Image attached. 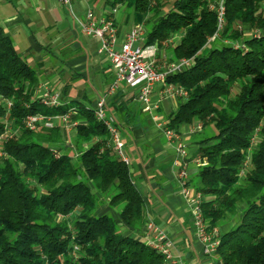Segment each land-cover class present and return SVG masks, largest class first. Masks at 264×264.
<instances>
[{
    "label": "trees",
    "instance_id": "16d2710c",
    "mask_svg": "<svg viewBox=\"0 0 264 264\" xmlns=\"http://www.w3.org/2000/svg\"><path fill=\"white\" fill-rule=\"evenodd\" d=\"M218 1L106 3L130 9L144 27L143 45L178 37L161 58L190 59L165 78L187 95L167 123L177 132L195 122L201 133L212 127L195 139L199 162L189 182L203 195L206 231L235 222L217 233L213 264H264V0H224L219 36L209 41ZM38 86L35 69L0 28V264H167L147 240L126 233L143 228L144 198L93 106L80 99L46 105ZM113 97L109 105L120 117L125 105ZM66 112L76 122L68 135L60 125L33 130L23 121ZM105 202L113 214L100 212Z\"/></svg>",
    "mask_w": 264,
    "mask_h": 264
},
{
    "label": "crops",
    "instance_id": "0c3cea01",
    "mask_svg": "<svg viewBox=\"0 0 264 264\" xmlns=\"http://www.w3.org/2000/svg\"><path fill=\"white\" fill-rule=\"evenodd\" d=\"M124 6L111 7L106 0H72L70 9L59 0H0V28L9 36L19 56L35 69L39 84L37 96L47 86L64 101L80 99L93 106L98 98L107 94L114 70L107 54L98 50L99 39L83 33L80 25L88 12L93 20L112 18L118 38L122 39L135 25V22L132 26L126 24L128 16L122 12ZM242 28L245 33L250 32L248 25ZM177 39L175 36L172 43ZM143 42L139 40L133 45ZM160 46L156 60L162 63L166 46ZM161 88L162 85L155 87L152 101L157 102L158 107L149 112L137 99L136 89L124 83L105 99V109L119 121L129 172L145 203L143 228L137 233L129 230L126 233L146 241L154 239L161 231L170 242L172 254L183 264H213L214 255L204 253V243L196 234L193 216L181 193L173 165L178 157L176 145L163 135L153 120V115L157 114L167 121L169 113L184 98L160 94ZM112 97L116 98V104L125 105L120 117L109 105ZM124 115L128 123L121 119ZM196 124H182L178 131L190 161L189 177L199 157L200 144L195 139L201 130L196 129ZM234 223L230 220L218 226L216 232L222 235Z\"/></svg>",
    "mask_w": 264,
    "mask_h": 264
},
{
    "label": "built area",
    "instance_id": "2783aa9c",
    "mask_svg": "<svg viewBox=\"0 0 264 264\" xmlns=\"http://www.w3.org/2000/svg\"><path fill=\"white\" fill-rule=\"evenodd\" d=\"M64 6L71 9L72 0H59ZM224 0H219L216 6L218 30L209 38L213 41L219 36V30L223 23ZM81 30L83 33L95 36L99 39V52H104L110 59L114 69V79L110 84L107 94L98 98L93 105L95 117L101 121L107 128L110 135V143L112 151L126 164L128 159L124 153V142L121 137L120 128L115 124L114 115L108 113L105 109V99L108 93L114 92L119 84L122 82L131 88L136 89L137 99L143 104L145 111L157 109V102L152 101L155 87L162 85L160 94L167 97H181L185 98L186 90L180 85L166 83L167 75L176 73L186 69L191 61L187 58H180L175 61L167 62L164 59L162 63L156 60V53L159 49V44L154 43L150 45H133L136 41L144 40V27L141 24H136L130 31H128L122 39L118 38L117 27L112 18H104L100 20H93L91 12H88L87 18L81 23ZM173 37L164 39L160 45L167 46L172 43ZM236 47H242L241 43L234 42ZM46 105H59L61 97L59 93L52 92L47 86L41 94L37 96ZM12 105L10 100H6L7 108ZM70 112L61 113L57 115H44L40 113L27 114L24 117V124L29 129H36L38 126L52 127L60 125L66 131L75 124V121H70ZM155 125L162 131L163 135L176 145L178 157L174 160V167L176 168V176L181 188V193L186 199V203L190 208L193 216V222L198 238L204 243V253L211 254L215 251L219 244L216 230L212 232L206 231L205 220L202 216L201 202L203 195L200 191L194 189L189 182V158L185 151V142L180 133L171 129L165 119L153 115ZM201 128V123L197 122L196 129ZM256 141V130L251 137V143ZM199 162V157L195 159ZM249 162L248 159L246 161ZM148 245L160 251L165 258L167 264H183L182 260L173 255L170 250V242L165 238L161 231L155 235L154 239L147 240Z\"/></svg>",
    "mask_w": 264,
    "mask_h": 264
},
{
    "label": "rangeland",
    "instance_id": "374dc122",
    "mask_svg": "<svg viewBox=\"0 0 264 264\" xmlns=\"http://www.w3.org/2000/svg\"><path fill=\"white\" fill-rule=\"evenodd\" d=\"M122 12L124 14L126 13L127 16H128L126 24L128 26H132L133 23H134V17H133V14L130 12V9H128V7L124 6V10ZM121 84H122V82H121ZM145 121H146L147 124H149L148 122H150V120H149V118L147 116H145ZM211 131H213L212 127L211 126H207L206 128L203 129L202 133L198 134V136L208 135L209 133H211ZM68 132L70 133V129H69ZM99 209H100V212L112 213V211H113L112 209L109 208V206L106 204V202L103 203ZM229 221H227V222H229Z\"/></svg>",
    "mask_w": 264,
    "mask_h": 264
}]
</instances>
